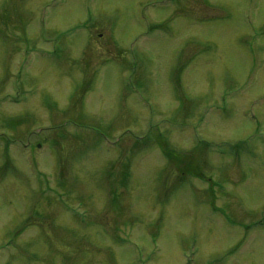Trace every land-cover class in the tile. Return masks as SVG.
<instances>
[{
  "label": "rangeland",
  "instance_id": "374dc122",
  "mask_svg": "<svg viewBox=\"0 0 264 264\" xmlns=\"http://www.w3.org/2000/svg\"><path fill=\"white\" fill-rule=\"evenodd\" d=\"M0 264H264V0H0Z\"/></svg>",
  "mask_w": 264,
  "mask_h": 264
}]
</instances>
